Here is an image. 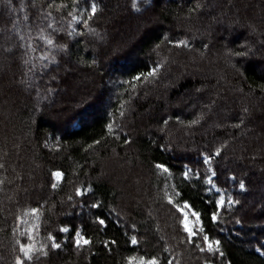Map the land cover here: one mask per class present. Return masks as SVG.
<instances>
[{
	"label": "trees",
	"instance_id": "16d2710c",
	"mask_svg": "<svg viewBox=\"0 0 264 264\" xmlns=\"http://www.w3.org/2000/svg\"><path fill=\"white\" fill-rule=\"evenodd\" d=\"M121 12L137 25L113 18ZM263 17L264 0H0L14 42L3 43L0 85L11 72L39 87L0 115V264H264V214L248 203L264 183L243 154L257 136L248 127L264 118L253 112L264 105ZM113 19L118 31L96 43ZM65 57L93 81L71 116L74 96L52 80ZM190 60L224 73L177 78ZM14 81L0 86V105ZM49 94L59 105L32 102ZM7 128L19 139L10 146ZM126 153L148 172L147 210L103 171ZM183 205L199 217L193 237Z\"/></svg>",
	"mask_w": 264,
	"mask_h": 264
},
{
	"label": "rangeland",
	"instance_id": "374dc122",
	"mask_svg": "<svg viewBox=\"0 0 264 264\" xmlns=\"http://www.w3.org/2000/svg\"><path fill=\"white\" fill-rule=\"evenodd\" d=\"M233 3H230L229 5L232 7ZM256 6V4H254ZM206 10L208 11L209 9L206 8ZM7 11L9 13V15H13L16 13V11H20V8H7ZM118 15H116L115 17H113L115 20L117 18V16L122 15L123 18H125V14L126 12H121V13H117ZM256 14L257 16H259L258 13V9H256ZM113 19V21H114ZM264 19V17H263ZM258 20H260V18H258ZM119 22V20H117ZM123 23V25H130L132 27H135V25H137V20L134 19H130L127 18L121 20ZM256 22V21H255ZM264 22V20H263ZM262 22V27L259 26L260 28V32L263 33L264 31V24ZM107 28L106 30H103L102 33L100 34V36L96 37V43L99 44H106L111 40V33H110V29L113 27V29L116 31L117 27L119 26V23H117L116 21L114 22H108L107 24ZM14 31V28L12 29ZM121 30V29H120ZM118 31V30H117ZM126 35L124 34H118V39L119 38H123V36ZM264 35V33H263ZM138 38V33H135L133 35L132 40H136ZM227 40L230 37H227ZM261 39L264 42V36H261ZM0 57H3L2 53H5L4 47H3V43L5 44H13L14 42H12L11 40V36H9V33H6L3 29H0ZM131 40V41H132ZM124 42V41H123ZM133 42V41H132ZM66 59L64 60V64L61 65L60 68H58L57 75L59 77H57V75H55L52 80L55 83V85H59V91L61 92V97H67L68 96H74V99H72L73 104L72 107H70L69 105V111H68V116H71V111L72 109L76 110L80 105L85 104V103H89L87 100L89 99V93L85 94L82 92H85L86 88L89 90L92 88V77L89 74H86L84 71H82L83 69L79 66V63L77 62H72V60H70L68 57H65ZM197 58V57H195ZM113 61L109 58L107 61L105 60V65L108 67H111V65ZM224 73V66L221 65V63L219 65H214V64H209L206 61H203L201 65L199 64H195V62L191 61L190 62H186L184 64L179 65L178 69H177V78L180 77H191L193 72L196 74L195 76L200 75L201 77H214L215 73L214 71H218ZM4 71L2 70V68H0V73H3ZM198 74V75H197ZM7 79L5 77V85L7 84V80H11V82L13 83L14 81V77H15V84L13 85L14 87L11 86V84L9 85V87H11V89H9L7 95H5V99L6 101H2L0 108H1V113L0 115L2 117H4V115L8 112H15L17 107L21 106L22 101L27 100L29 96V92L31 91L33 88L34 90L37 92L39 90V87L36 83L34 82H27L24 81L22 78H19V75H12L11 72L7 73ZM14 76V77H13ZM176 78V79H177ZM67 79V81H66ZM64 80L66 83H64ZM2 84V85H4ZM0 85V86H2ZM56 85V86H57ZM7 86V85H6ZM84 87V88H83ZM96 89V93L98 95L101 94L100 91V87H94ZM94 89V90H95ZM221 90V89H220ZM39 92V91H38ZM76 92V93H75ZM222 94V92H221ZM223 96V94H222ZM31 98V97H30ZM108 100H112L111 97H109ZM106 100V101H108ZM183 100H186L185 98ZM241 100V99H240ZM40 101L45 102L51 106H56L59 105V99L58 96L56 97V99H53L51 94H49L48 96H46L45 100H40L39 96L36 97V99H33V103L37 105L40 103ZM71 101V102H72ZM87 101V102H86ZM91 102V100H90ZM259 103V102H257ZM237 107L242 108V110L245 111V113L248 111H246V106L245 103H243V101H239L238 99L236 100L235 104ZM54 106V107H55ZM106 104L103 105V107H105ZM72 108V109H71ZM71 109V110H70ZM101 109V108H100ZM206 111L203 112L205 118L210 116V112L212 111V107L210 108H205ZM250 109V108H249ZM38 110V108H37ZM73 112V111H72ZM253 112H255V114L259 115V112H264V105H260L259 108L258 107H254ZM73 120V119H72ZM71 120V121H72ZM145 120V119H144ZM146 121V120H145ZM143 121L142 125L144 127H147L146 122ZM69 123V121L67 122ZM1 127V126H0ZM251 130H253V135H257L256 137L253 138V149L249 150L248 156L250 158L247 157V155L243 152L244 156H245V165H246V169L247 170H255L256 175L258 176V178H260V182L264 183V118L263 120H259V122L257 124H251ZM63 129V128H62ZM6 134L8 136V139H10V137L13 139L12 141H7L8 145L10 146V144H14L17 143L19 141V139H17L16 135L14 134L13 128L6 129ZM168 136L166 134H164V138L166 139V144H165V148L166 150H170V146H171V139L167 138ZM248 141V139L246 140ZM6 142V140H5ZM14 152L17 154L16 157L21 156L22 152V147H18L17 145H14ZM15 154V155H16ZM238 154V153H237ZM239 155V154H238ZM237 155V156H238ZM179 155L175 154L176 158ZM183 156V155H180ZM115 157V156H114ZM127 153L126 156H123V158H112L106 161V163L104 164V169L103 171L107 172V174L110 175L111 177V183L113 184V186L124 190V192H126L127 194H129L128 196V200L131 201L132 203H140V202H144L146 205V210L148 209V198L147 196V190H146V185H147V179H148V172L145 168H143L142 166H135V167H131V165L128 163L127 161ZM182 158H186V157H182ZM20 159V158H19ZM230 161V160H229ZM246 173V171L243 172V174ZM62 174L60 172H56L54 174V181L57 183H60L62 180ZM23 187V186H22ZM27 187V185H26ZM23 190V188H21ZM251 192L253 194H251L252 196L249 197V205H256V207L258 208V213L264 214V186L262 187H257L256 185L251 187ZM179 211L183 216V229L184 231L190 236L193 237L196 234V230H198L199 226H200V221H199V217L197 214H195L192 209L188 206V205H183L181 207H179ZM77 243L79 244H83L85 243V240L81 237L77 238ZM208 249L212 250L215 246H217V244H212L210 242L207 243Z\"/></svg>",
	"mask_w": 264,
	"mask_h": 264
}]
</instances>
